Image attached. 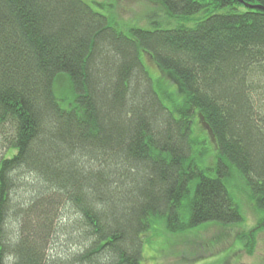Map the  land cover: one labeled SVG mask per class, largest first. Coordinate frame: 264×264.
Here are the masks:
<instances>
[{
  "label": "trees",
  "instance_id": "trees-1",
  "mask_svg": "<svg viewBox=\"0 0 264 264\" xmlns=\"http://www.w3.org/2000/svg\"><path fill=\"white\" fill-rule=\"evenodd\" d=\"M149 1L119 29L86 0H0V264H143L159 223L243 222L234 170L264 211V0Z\"/></svg>",
  "mask_w": 264,
  "mask_h": 264
},
{
  "label": "rangeland",
  "instance_id": "rangeland-1",
  "mask_svg": "<svg viewBox=\"0 0 264 264\" xmlns=\"http://www.w3.org/2000/svg\"><path fill=\"white\" fill-rule=\"evenodd\" d=\"M109 14L120 28L146 27L147 13L155 3L149 0H86ZM195 19V18H194ZM151 74L160 81L175 103L185 114L195 109L185 104L179 90V81L173 75L160 69L152 58L146 56ZM70 82L61 76L56 81V92L66 95ZM168 101V100H167ZM170 102V101H168ZM193 136L199 148L194 158L202 164L214 162L215 144L209 129L199 113L196 114ZM208 147V148H207ZM230 186L240 201L244 220L240 224L225 226L209 224L194 228L192 233L181 235L170 233L163 224L148 235L143 250V264H264V211L256 206L239 173L232 171Z\"/></svg>",
  "mask_w": 264,
  "mask_h": 264
},
{
  "label": "water",
  "instance_id": "water-1",
  "mask_svg": "<svg viewBox=\"0 0 264 264\" xmlns=\"http://www.w3.org/2000/svg\"><path fill=\"white\" fill-rule=\"evenodd\" d=\"M240 2H242V3H244V0H239ZM247 7H253L252 5H250V4H245Z\"/></svg>",
  "mask_w": 264,
  "mask_h": 264
},
{
  "label": "bare ground",
  "instance_id": "bare-ground-1",
  "mask_svg": "<svg viewBox=\"0 0 264 264\" xmlns=\"http://www.w3.org/2000/svg\"><path fill=\"white\" fill-rule=\"evenodd\" d=\"M246 6V5H245ZM247 7V6H246Z\"/></svg>",
  "mask_w": 264,
  "mask_h": 264
}]
</instances>
